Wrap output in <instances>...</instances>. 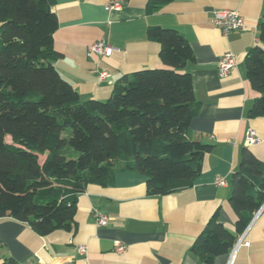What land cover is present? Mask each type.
I'll use <instances>...</instances> for the list:
<instances>
[{"label":"trees","instance_id":"trees-1","mask_svg":"<svg viewBox=\"0 0 264 264\" xmlns=\"http://www.w3.org/2000/svg\"><path fill=\"white\" fill-rule=\"evenodd\" d=\"M170 1L148 0L147 8ZM55 3L0 0V218L27 222L41 235L74 229L79 195L89 184L113 185L124 170L144 174L149 195L191 187L213 148L191 127L201 102L185 70L194 53L181 32L149 27L164 66L124 74L105 100H82L54 64ZM245 59L259 93L248 111L255 118L264 115V48L255 45ZM231 182L242 233L264 203V161L245 148ZM235 242L214 214L191 250L213 264Z\"/></svg>","mask_w":264,"mask_h":264},{"label":"crops","instance_id":"crops-1","mask_svg":"<svg viewBox=\"0 0 264 264\" xmlns=\"http://www.w3.org/2000/svg\"><path fill=\"white\" fill-rule=\"evenodd\" d=\"M114 1L120 7L109 8ZM147 2L56 0L54 46L60 56L54 64L82 100H105L124 74L164 66L160 43L148 38L149 27L177 29L194 53L185 70L192 73L201 109L191 127L213 146L202 171L191 187L165 195H149L147 177L132 170L119 172L110 186L89 184L78 197L72 230L41 235L27 222L2 217L0 264H207L191 247L214 214L236 236L233 247L245 231L236 232L231 175L240 168L245 148L264 161V115L248 116L259 93L250 85L245 59L255 45L264 48V0H172L152 11ZM221 9L239 11L244 29L225 34L213 22ZM101 39L114 48L112 54L89 57L88 47ZM229 51L236 53L237 65L223 78L218 63ZM102 71L109 72L106 79L100 78ZM249 128L260 142L247 144ZM217 176L227 183L216 184ZM95 209L109 216L106 225L98 224ZM253 219L235 253L232 248L213 264H264V209ZM118 244L125 245L124 251H118ZM81 245L88 246V253L80 252Z\"/></svg>","mask_w":264,"mask_h":264},{"label":"built area","instance_id":"built-area-1","mask_svg":"<svg viewBox=\"0 0 264 264\" xmlns=\"http://www.w3.org/2000/svg\"><path fill=\"white\" fill-rule=\"evenodd\" d=\"M120 1H114L109 4V8H118L120 7ZM213 22L216 26H218L225 34H228L234 30H241L245 27V18L244 16L237 10L234 9H221L215 11ZM114 48L105 40L101 39L88 47L87 55L91 57L93 54H103L110 56L113 52ZM237 65V55L234 52H226L219 60L218 63V72L220 77H227L231 71ZM109 76L108 71L100 72V78L106 79ZM246 142L248 145L256 144L260 142V138L258 137L256 130L253 128H249L246 133ZM215 183L218 185H225L227 180L225 177L217 176L215 178ZM264 209V203L259 208V210L255 213L254 219L258 217V215ZM95 215L97 217V222L100 225H106L109 221V216L101 213L98 209H95ZM253 219V220H254ZM248 228L240 235L235 247H233L232 255L235 253L237 246L243 243L244 238L246 237ZM118 251H124L125 245L118 244L117 245ZM79 250L82 254L88 253V246L81 245Z\"/></svg>","mask_w":264,"mask_h":264},{"label":"rangeland","instance_id":"rangeland-1","mask_svg":"<svg viewBox=\"0 0 264 264\" xmlns=\"http://www.w3.org/2000/svg\"><path fill=\"white\" fill-rule=\"evenodd\" d=\"M7 140H8V141H10V137H7ZM40 159H41V161H42V160L44 159V157H43V156H41V158H40Z\"/></svg>","mask_w":264,"mask_h":264}]
</instances>
